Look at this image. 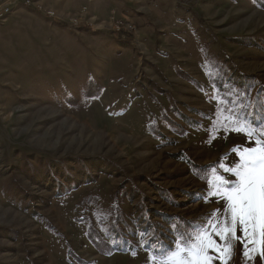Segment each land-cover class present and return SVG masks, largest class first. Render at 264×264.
I'll list each match as a JSON object with an SVG mask.
<instances>
[{
	"label": "rangeland",
	"instance_id": "obj_1",
	"mask_svg": "<svg viewBox=\"0 0 264 264\" xmlns=\"http://www.w3.org/2000/svg\"><path fill=\"white\" fill-rule=\"evenodd\" d=\"M85 1L0 20V264H164L264 143V0Z\"/></svg>",
	"mask_w": 264,
	"mask_h": 264
},
{
	"label": "snow or ice",
	"instance_id": "obj_2",
	"mask_svg": "<svg viewBox=\"0 0 264 264\" xmlns=\"http://www.w3.org/2000/svg\"><path fill=\"white\" fill-rule=\"evenodd\" d=\"M235 130L247 131L249 136L253 134L246 125ZM239 156L240 161L235 167L220 165L235 177L233 181L216 175V182H210L213 194L226 204L224 218L209 225L212 232L203 229L194 237L179 241L176 250L166 257L164 264H212L214 257L210 252L218 251L226 257L233 253L229 240H235L245 248V257H249L250 251H256L255 248H248V241L259 244V255L264 257V143L257 141V147L245 148L239 152ZM257 235L259 240L256 239ZM214 236L223 241V247Z\"/></svg>",
	"mask_w": 264,
	"mask_h": 264
},
{
	"label": "built area",
	"instance_id": "obj_3",
	"mask_svg": "<svg viewBox=\"0 0 264 264\" xmlns=\"http://www.w3.org/2000/svg\"><path fill=\"white\" fill-rule=\"evenodd\" d=\"M41 1L42 0H10V2L6 6L0 8V20H2L5 15L9 14L12 8L17 7L19 4L23 5L26 8H31L33 10L41 12L48 17H54V11L44 7ZM107 24V29L121 36L130 35L133 37L136 32L135 26H133L132 23L128 22L124 18L122 19L111 17L109 18Z\"/></svg>",
	"mask_w": 264,
	"mask_h": 264
},
{
	"label": "crops",
	"instance_id": "obj_4",
	"mask_svg": "<svg viewBox=\"0 0 264 264\" xmlns=\"http://www.w3.org/2000/svg\"><path fill=\"white\" fill-rule=\"evenodd\" d=\"M70 1H71V0H63V2H65L66 5H70V4H69ZM86 1H87V0H86ZM86 1H85V2H86ZM71 6H76V4L73 3V2H71Z\"/></svg>",
	"mask_w": 264,
	"mask_h": 264
},
{
	"label": "trees",
	"instance_id": "obj_5",
	"mask_svg": "<svg viewBox=\"0 0 264 264\" xmlns=\"http://www.w3.org/2000/svg\"><path fill=\"white\" fill-rule=\"evenodd\" d=\"M262 124H264V120H262Z\"/></svg>",
	"mask_w": 264,
	"mask_h": 264
}]
</instances>
